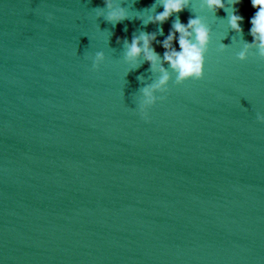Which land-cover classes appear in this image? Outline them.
Here are the masks:
<instances>
[{"label":"water","instance_id":"1","mask_svg":"<svg viewBox=\"0 0 264 264\" xmlns=\"http://www.w3.org/2000/svg\"><path fill=\"white\" fill-rule=\"evenodd\" d=\"M112 3L115 25L104 0H0V264H264V59H238L251 0L242 34L231 0L215 14L190 0L179 21L210 39L203 79L180 83L159 46L175 18ZM141 33L155 70L126 60Z\"/></svg>","mask_w":264,"mask_h":264},{"label":"clouds","instance_id":"2","mask_svg":"<svg viewBox=\"0 0 264 264\" xmlns=\"http://www.w3.org/2000/svg\"><path fill=\"white\" fill-rule=\"evenodd\" d=\"M189 3L190 0H159L158 5H153L150 11H154L156 7H161L163 11L149 16L145 22L163 25L170 17L175 18L168 36L159 46L164 49L163 62L167 63L176 73L177 83L203 79L204 55L210 39L209 29L201 18H190L186 25L179 21V14L189 7ZM240 3L241 0H231L230 7L233 11L227 17L228 27L237 34H242L243 31L241 28L243 17L238 14V9L235 8ZM104 6L108 9L105 17L108 23L115 25L128 18L123 8L113 6L112 0H104ZM251 6L255 9V14L250 20L249 31L253 42L252 45H246L245 50L238 54V59L241 61L246 58L249 47H255L258 56L264 59V0H251ZM200 7L213 14L226 9L225 0H201ZM99 14L100 10H97V15ZM159 31L163 34L162 28ZM155 40V34L141 33L138 37L132 38L130 45L125 41L126 60L135 63L142 54L150 69L155 70L156 65L160 62L159 55L151 47ZM174 44L178 45L179 51L173 46ZM96 59L97 61L101 60L102 54L98 53ZM160 71L164 72V69L160 68ZM168 79V75L164 74L153 88H160L166 84ZM143 95L145 104L153 103L152 88L143 89ZM140 117L145 122L148 121V114L144 112L143 107H141ZM256 119L258 123L264 124V116L257 114Z\"/></svg>","mask_w":264,"mask_h":264}]
</instances>
